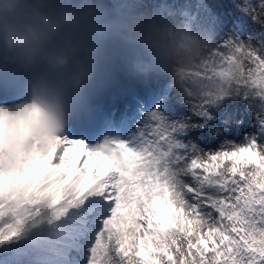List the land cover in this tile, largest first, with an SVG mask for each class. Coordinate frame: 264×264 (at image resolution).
Returning <instances> with one entry per match:
<instances>
[{"label":"snow or ice","instance_id":"1","mask_svg":"<svg viewBox=\"0 0 264 264\" xmlns=\"http://www.w3.org/2000/svg\"><path fill=\"white\" fill-rule=\"evenodd\" d=\"M237 7L264 26V0ZM178 82L189 116L153 111L134 141L94 148L41 141L34 113L0 107V264H264V42H212ZM226 97L262 139L183 142Z\"/></svg>","mask_w":264,"mask_h":264},{"label":"clouds","instance_id":"2","mask_svg":"<svg viewBox=\"0 0 264 264\" xmlns=\"http://www.w3.org/2000/svg\"><path fill=\"white\" fill-rule=\"evenodd\" d=\"M137 3L0 0V90L21 95L13 112L35 114L33 136L47 141L64 133L113 42L128 54L130 71L162 72L178 87V69L203 58L213 42L207 32L141 11Z\"/></svg>","mask_w":264,"mask_h":264},{"label":"rangeland","instance_id":"3","mask_svg":"<svg viewBox=\"0 0 264 264\" xmlns=\"http://www.w3.org/2000/svg\"><path fill=\"white\" fill-rule=\"evenodd\" d=\"M116 2L119 5L121 0H116ZM253 2L255 3L256 0H253ZM238 3L239 0H214V2H212L217 11V16L214 18L215 25L213 27V34L215 35V37L213 38V42L215 44H222L226 39L230 37L239 38L241 41L245 42H247L251 38L254 44L257 41L264 42V35H262L264 34V26L254 21L245 13L241 12L237 7ZM157 14L163 19H177L189 22L191 28L195 31L203 30L202 28L204 24H207V26H209L208 12L197 9L196 4L193 0H163L159 3ZM245 17H248L249 25L244 30H241L234 24V22L240 21ZM167 94L168 96L166 98L168 106L166 107V109H162L161 106L160 108H158L159 111L162 109L172 113L171 115L177 114L176 107L173 101V97L175 96V99H178V102L183 109L178 119H183L184 117L190 115L189 106L185 101L184 94L182 90L178 86H176L174 78H172L167 86V89L165 90V96ZM226 108L233 111H230L229 113L228 111H226ZM209 112L210 115L215 112H221V114L224 116L220 115L218 119L221 120L216 121L220 124L216 123L214 137L212 138V136L210 135V137L212 138L211 140L213 141L209 142L208 140H205L204 145L198 144V146L203 150L215 151L225 141L242 144L245 142L246 137L252 135H256L258 139H262V137L258 134V128L256 125L254 113L249 108L247 101L238 97H227L219 107L211 108ZM150 113L145 114L139 120L138 124L141 130L145 128L147 117ZM178 119L175 118L173 120ZM192 122L203 124L202 119L199 118H193ZM197 130L198 129H195L189 132L190 137L186 140L181 138L182 141L185 143L188 141H192L197 144L200 136ZM202 138L204 139L205 137Z\"/></svg>","mask_w":264,"mask_h":264},{"label":"bare ground","instance_id":"4","mask_svg":"<svg viewBox=\"0 0 264 264\" xmlns=\"http://www.w3.org/2000/svg\"><path fill=\"white\" fill-rule=\"evenodd\" d=\"M173 101H174V105H175V107H176V112H177V114H175V115H174V114L171 115L172 113L168 112L167 110H162V109H166V107L168 106L167 99L164 101V103H163V105H162V109H161L162 111L160 110L164 115H167V116L169 117V119H171V120H173V119H175V118L178 119L180 113L183 111V109L181 108V106H180V104H179V102H178V99H175V96L173 97ZM133 124H134V123L132 122V124L126 126L127 131H129L130 129L133 128ZM136 137H137V136L133 133V134H131L130 137H128V138H122L121 141L132 142V141L135 140ZM94 147H95V146L90 145L89 148H94Z\"/></svg>","mask_w":264,"mask_h":264}]
</instances>
